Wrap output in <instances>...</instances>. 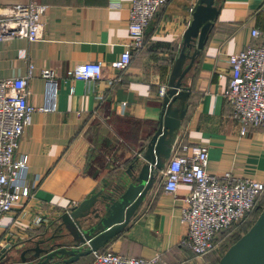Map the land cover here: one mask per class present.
Listing matches in <instances>:
<instances>
[{
	"label": "crops",
	"instance_id": "1",
	"mask_svg": "<svg viewBox=\"0 0 264 264\" xmlns=\"http://www.w3.org/2000/svg\"><path fill=\"white\" fill-rule=\"evenodd\" d=\"M26 1L0 0V10ZM36 1L46 4L42 37L0 39V77L29 74L28 100L36 107L17 152L28 154L31 194L15 201L0 220V248L10 244L16 253L34 244L33 239L57 227L62 230L58 225L64 210L94 192L122 186L129 178L126 170L142 162H135V157L157 126L159 89L167 86L196 2L167 0L159 6L144 28L142 45L132 47L126 67L117 68L110 61L126 48L132 0ZM216 3L218 13L205 43L183 76L189 92L173 102L184 109L169 137L168 159L184 144L205 143L207 171L230 170L264 179V123L248 124L241 132V122L232 116L223 94L225 78L219 75L231 71L230 52L263 39L264 0ZM253 27L259 35L251 34ZM84 60H101L102 75H66L68 68ZM42 68L54 70L53 81L41 75ZM168 159L125 227L98 249L156 257L154 264H217L213 249L195 255L180 243L187 229L181 208L191 184L180 182L175 191L164 187ZM37 213L43 219L33 223ZM92 259L90 252L72 261L53 256L43 264H90Z\"/></svg>",
	"mask_w": 264,
	"mask_h": 264
},
{
	"label": "built area",
	"instance_id": "2",
	"mask_svg": "<svg viewBox=\"0 0 264 264\" xmlns=\"http://www.w3.org/2000/svg\"><path fill=\"white\" fill-rule=\"evenodd\" d=\"M167 0H132L129 8L128 33L120 55L110 61L112 67L124 68L131 60L132 47L143 43L144 28L159 6ZM264 6V5H263ZM46 4L29 0L7 4L0 10V39L22 36L29 40L42 37ZM257 27L251 34L259 35ZM231 71L225 78L223 94L231 105V114L241 122L245 132L248 124L264 123V37L260 42L228 54ZM101 60H84L66 70L72 78L92 79L102 75ZM41 75L53 81L54 70L42 68ZM28 76L0 77V220L15 201L31 194L28 183V154L17 153L20 138L31 122L36 107L28 100ZM166 89L163 84L159 93ZM208 146L205 143L184 144L165 166L164 187L175 191L180 182L191 184L181 208V220L187 229L180 243L195 255H202L214 246L217 234L232 225L242 223L260 204L264 179L238 176L230 170L220 174L207 171ZM43 217L37 213L33 223ZM90 264H154L156 257L124 255L113 249L92 250Z\"/></svg>",
	"mask_w": 264,
	"mask_h": 264
},
{
	"label": "water",
	"instance_id": "3",
	"mask_svg": "<svg viewBox=\"0 0 264 264\" xmlns=\"http://www.w3.org/2000/svg\"><path fill=\"white\" fill-rule=\"evenodd\" d=\"M216 1L196 0L193 5L192 18L183 31L181 48L162 94L157 126L135 157V162H142L136 169L126 170L129 176L126 183L112 186L109 192H94L78 205L64 210L58 225L62 230L57 227L33 239L34 244L18 253L12 245L5 244L0 248V264H43L53 256L61 261H72L100 248L125 227L168 159L169 137L184 109L173 102L183 100L189 92L183 76L205 43L218 13ZM97 202L100 206L95 205ZM218 264H264V205L251 225L222 253Z\"/></svg>",
	"mask_w": 264,
	"mask_h": 264
},
{
	"label": "rangeland",
	"instance_id": "4",
	"mask_svg": "<svg viewBox=\"0 0 264 264\" xmlns=\"http://www.w3.org/2000/svg\"><path fill=\"white\" fill-rule=\"evenodd\" d=\"M256 216L257 214H254L246 221L236 225L237 227L225 232V234L221 238H219V241L212 250V253H214V256L217 258V263L219 256H221L226 248L251 225Z\"/></svg>",
	"mask_w": 264,
	"mask_h": 264
},
{
	"label": "trees",
	"instance_id": "5",
	"mask_svg": "<svg viewBox=\"0 0 264 264\" xmlns=\"http://www.w3.org/2000/svg\"><path fill=\"white\" fill-rule=\"evenodd\" d=\"M261 203H264V192H263L262 196L260 197V204H261ZM258 212H259L258 207H255L254 210L248 215V217H247L244 221H246L249 217L253 216L254 214H258ZM244 221H243V222H244ZM249 225H250V224H249ZM235 227H237V226L234 224V225H232V226H230V227H228V228H225L224 230L220 231V232L217 234V237H216V239L214 240V246H213L211 249H213V248L215 247V245H216L217 242L219 241V238H221V237L225 234V232H227L228 230H231V229H233V228H235ZM211 249H210V250H211ZM99 250H105V249H99ZM217 264H218V263H217Z\"/></svg>",
	"mask_w": 264,
	"mask_h": 264
}]
</instances>
